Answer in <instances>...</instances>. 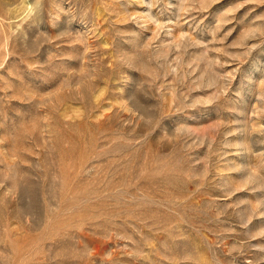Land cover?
<instances>
[{
    "label": "rangeland",
    "instance_id": "rangeland-1",
    "mask_svg": "<svg viewBox=\"0 0 264 264\" xmlns=\"http://www.w3.org/2000/svg\"><path fill=\"white\" fill-rule=\"evenodd\" d=\"M0 264H264V0H0Z\"/></svg>",
    "mask_w": 264,
    "mask_h": 264
}]
</instances>
